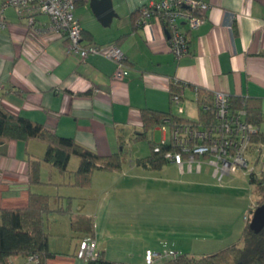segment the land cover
<instances>
[{"label": "crops", "instance_id": "obj_1", "mask_svg": "<svg viewBox=\"0 0 264 264\" xmlns=\"http://www.w3.org/2000/svg\"><path fill=\"white\" fill-rule=\"evenodd\" d=\"M146 1L134 4L127 17L111 30L101 27L87 1L80 0L75 7V16L82 21L83 43H115L126 56L122 81L113 79L116 65L108 57L90 55L82 63L77 54L67 53L66 39L51 32L47 15L35 16L37 33L28 29L14 9L6 8V27L0 30V104L50 132L72 137L101 156L121 149V140L124 150L127 139L135 138L141 128L142 108L170 110L185 120L197 121V89L256 102L264 115V0H204L208 5L203 10L204 20L189 32L188 51L178 58L168 49L160 25H135L137 11ZM171 81L184 85L177 105L170 102ZM157 129L162 133L160 141L168 140V131L160 126L152 131ZM260 130L264 131V124ZM45 149L46 144L36 139L0 142V208L24 207L30 193L51 196L44 190L43 178V171L51 168L49 164H41L43 183L27 180L28 154L41 158ZM135 159L124 162L120 170H95L90 185L81 187L73 185L78 159L71 157L68 178L57 177L53 183L56 194L50 200L55 206L62 207L66 201L73 213L93 217L92 237L104 258L142 264L146 249L168 248L200 255L239 240L245 216L256 199L243 200L241 216L234 210L212 212L207 225H201L198 210L190 211L186 221L179 214L177 221L167 222L163 212L157 220L149 210L136 208V197L154 193L152 181L143 174L147 168L137 165ZM163 168L158 170L163 173ZM55 172L51 170L58 174ZM193 172L186 168L180 171ZM229 179L228 189L234 199L242 200L237 187L246 185L234 175ZM162 185L159 192L163 197ZM226 191L218 197L229 194ZM83 236L80 233L78 241ZM222 243L227 244L218 246ZM52 249L54 257L46 264H86L74 252L58 255L57 248ZM18 257H9L10 264L35 262L28 259L20 263Z\"/></svg>", "mask_w": 264, "mask_h": 264}, {"label": "trees", "instance_id": "obj_2", "mask_svg": "<svg viewBox=\"0 0 264 264\" xmlns=\"http://www.w3.org/2000/svg\"><path fill=\"white\" fill-rule=\"evenodd\" d=\"M135 14V13H134ZM83 36V31H81ZM184 85L178 81L169 83L170 102L172 96L182 93ZM233 111L246 110L245 120L256 127L251 134V144H264V131L260 126L264 124V115L256 102H250L245 98L231 97L229 100ZM198 122L209 126L215 123L214 107L211 94L197 89ZM141 128L136 130L134 139H146L149 131L156 126H168L171 128L180 122H190L172 111H160L152 108L140 110ZM168 119L167 122L165 120ZM196 122V121H192ZM9 139L27 141L36 139L46 144V149L41 158L27 156V180L31 184L43 183L41 180V164L47 163L55 167L59 172L67 171L71 157L78 159V165L73 172V185L89 186L95 170L115 171L120 170L125 162L123 141H120L121 149L107 156H101L93 150L77 143L72 137L60 136L48 131L42 124L14 115L0 104V142ZM151 143V152L135 159L137 165L147 169H161L169 161L165 152L174 150L172 144ZM159 144L160 150L153 148ZM249 183L254 187L257 198L255 205L246 214V224L239 240L216 252L195 255L187 252H178V255L158 261L154 264H264V228L258 233L253 232L248 224L252 210L260 204H264V169L259 168L258 173H249ZM50 198L48 195L30 193L27 205L21 208H0V264H10L11 256H34L36 264H46L54 253L49 250L48 233L45 231L44 214L48 210ZM61 212L69 214L72 230L92 236L94 231V219L90 215L76 214L67 203L66 209L58 207ZM84 237V236H83ZM86 264H129L120 261L108 260L100 253L96 260L87 261ZM145 264V263H142Z\"/></svg>", "mask_w": 264, "mask_h": 264}, {"label": "built area", "instance_id": "obj_3", "mask_svg": "<svg viewBox=\"0 0 264 264\" xmlns=\"http://www.w3.org/2000/svg\"><path fill=\"white\" fill-rule=\"evenodd\" d=\"M80 0H2L0 5V30L6 27L5 9L11 7L17 15L25 19L29 30L37 32L35 16L45 14L49 17V29L58 37L66 39V52L77 54L82 63L90 55H102L115 62L113 79L125 78L127 58L115 43H83L82 29L75 16V7ZM88 2V0H85ZM204 0H148L142 4L135 17L137 27L147 28L157 23L164 30L168 49L175 57L188 51V34L204 20L203 10L207 8ZM38 33V32H37ZM166 33L168 36H166ZM215 123L209 126L200 122H180L163 130L169 138L159 143L172 144L174 150L165 152L169 162L178 166L180 171L201 172L204 166L218 180L237 170L254 171L258 165L264 169V144L252 146L250 136L257 129L245 120L246 110L233 111L229 94L221 91L211 93ZM179 94L172 96V103H179ZM168 119L165 120L167 122ZM159 151V144L153 148ZM254 164V165H253ZM246 218V216H245ZM96 240L92 236L81 237L75 256L85 262L100 257ZM178 255L174 249L144 251L143 263L154 264ZM29 261H36L29 256Z\"/></svg>", "mask_w": 264, "mask_h": 264}, {"label": "rangeland", "instance_id": "obj_4", "mask_svg": "<svg viewBox=\"0 0 264 264\" xmlns=\"http://www.w3.org/2000/svg\"><path fill=\"white\" fill-rule=\"evenodd\" d=\"M139 1L140 0H112L113 8L119 12V16L116 15L118 17L114 20L113 25L104 26L100 24L101 27L104 29H113L119 20L122 22L127 17L130 8ZM90 12L89 10V14L91 15ZM80 21L81 20H79V22ZM171 104L173 103L171 102ZM161 134V130L157 129L149 131L146 139H127V142L124 144L125 163L128 164L129 161L135 159L136 156L144 157L148 155L151 152L150 140L152 142H159ZM166 138H169V132H166ZM49 167L51 168H47L43 171V178L46 180L44 190H46L47 194L53 196L56 194L55 184L53 183L57 182L55 181L57 177L67 179L70 172L68 167L65 173L59 172L53 166ZM52 169L58 174H52ZM254 171L258 173V165L254 168ZM249 173V170L239 169L231 174L236 177V181H241L242 185H246V187H239L238 185L237 188L239 191H236V193H240L243 198L242 200H235L233 191L228 189V184H231L229 176L225 175L220 181L211 174V169L206 165L199 174L195 172L181 174L176 165L168 162L164 165L163 173L157 169H147L143 173L147 179L152 181L154 194L151 197H136V208L141 211L149 210L157 220H160V213L163 212V220L167 222L177 221L176 215L180 216L179 214H182L184 221H186L190 211L198 210L201 216L199 219L201 225L210 223L211 219L209 218V214L215 211L234 210L235 212H239L241 216L245 208V202L243 200L246 199L249 202L257 198L254 187L249 183ZM49 180H51V183ZM232 184H235V181ZM161 185L163 186V197L160 196L159 192ZM225 190H227L226 192L229 194L222 196L223 198L218 197V195L221 196ZM51 196H49V198ZM66 206L67 203L64 201L62 207L66 209ZM48 207V210L45 211L44 214V229L48 233L49 250L52 252V248H57L56 250L60 252L57 253L58 255H71L73 252L76 254L80 233L72 230L68 221L69 214L67 212H61L51 200L49 201ZM225 244L222 243V245L218 246L221 247ZM202 245L206 244L201 243L200 246ZM28 258L27 256H19L18 261L20 263H27ZM31 264H36V262H32Z\"/></svg>", "mask_w": 264, "mask_h": 264}, {"label": "water", "instance_id": "obj_5", "mask_svg": "<svg viewBox=\"0 0 264 264\" xmlns=\"http://www.w3.org/2000/svg\"><path fill=\"white\" fill-rule=\"evenodd\" d=\"M88 3L98 21L104 26H109L112 18L116 16L112 0H88ZM248 226L255 233L264 228V204L254 208Z\"/></svg>", "mask_w": 264, "mask_h": 264}]
</instances>
